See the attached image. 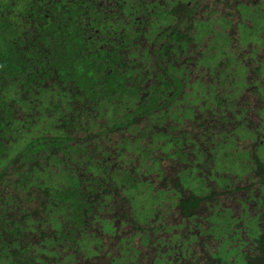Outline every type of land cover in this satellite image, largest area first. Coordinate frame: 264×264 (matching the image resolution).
<instances>
[{"label":"trees","instance_id":"16d2710c","mask_svg":"<svg viewBox=\"0 0 264 264\" xmlns=\"http://www.w3.org/2000/svg\"><path fill=\"white\" fill-rule=\"evenodd\" d=\"M162 1L0 0V264H264L262 212L234 217L227 173L221 191L208 181L234 138L262 141L264 107L251 120L233 96L264 105V63L235 66L237 89L217 92L226 64L193 60L172 22L183 10L192 25L195 7ZM168 116L188 129L149 132ZM162 140L186 168H162Z\"/></svg>","mask_w":264,"mask_h":264},{"label":"rangeland","instance_id":"374dc122","mask_svg":"<svg viewBox=\"0 0 264 264\" xmlns=\"http://www.w3.org/2000/svg\"><path fill=\"white\" fill-rule=\"evenodd\" d=\"M254 24V23H253ZM214 29H216L217 31H219L220 34H222L221 31H224L222 29V26L221 28L215 24L213 26ZM244 29V28H243ZM260 24L259 23H255L254 26H253V29H252V33L255 32L256 30H260ZM225 33V32H224ZM226 34V38L228 39V44L223 48V49H219L217 48L215 51L213 52H216L217 55L220 57V54L222 55H225L224 58L227 57L228 54H230L231 52H233L234 56H235V60L236 59H240L239 61L241 63H248L250 61V57H249V54L248 55H245V53L248 51V48L247 47H244L242 44L239 45L240 47V54H238V51H239V47L236 46L237 42H236V32L234 31L233 33L230 34L229 36V33H225ZM233 37V38H232ZM249 38V37H248ZM248 38H246V41L248 40ZM209 37H206L204 38V42H206V40H208ZM221 45H225L224 43L220 42ZM219 44V43H218ZM219 45V46H221ZM217 46V47H219ZM247 46V45H246ZM253 47H257L256 45H252ZM238 49V50H237ZM257 49H259L257 47ZM261 53V52H260ZM252 59V58H251ZM234 66L231 64L229 66H227V70H228V73L229 74H232L230 76V80H232L233 78H236L237 79V76L230 70H233ZM251 67H254L253 64L250 65V68ZM250 68H249V72L247 74H251V71H250ZM228 85H220L217 89V92H223V93H232L231 91L232 90H236V85L233 84V82H226ZM245 96V99H248V100H251V104L250 106H253V111L250 112V115L248 114V117L252 120V119H257V116H255V111H256V107H260L262 106L263 104L259 103L257 104L254 100L253 97L251 96H247V94L245 93L244 94ZM193 95H188L184 102L181 100V98H177L175 101H172L171 104H170V109L173 111V112H177V109H184V107H187L188 105V100L190 98H192ZM237 99H238V96H237ZM256 101H258L256 99ZM206 99L205 100H200L198 101L196 104L192 105L197 112H199V109L198 107H204V105H206ZM238 103H241V102H238ZM260 105V106H259ZM173 115H175V113H172ZM195 115V114H194ZM194 117H197L194 116ZM164 120H161L159 121L157 124L153 125V124H150L149 125V128L152 129V131H149V132H157L158 130H161L162 132H165L167 131V133H169V135H171V138L173 139L175 137V133L173 131H169L168 132V126L172 125L174 126V123H176L178 126V128L176 130H186L188 129L187 128V120H189L188 118H183L182 121L184 123V126L180 125L177 123L178 120H175V118H172L171 116H168V117H164L163 118ZM102 122V121H100ZM99 122V123H100ZM141 126V125H140ZM143 126V125H142ZM91 127V126H89ZM188 127H190L188 125ZM251 128V127H250ZM262 129V127H260ZM251 130H254L253 128H251ZM261 135H262V141L261 140H251V139H248L247 141L243 140V141H240L239 142L237 141V138H234L235 140V143L236 146H237V149L235 150V155H233L231 158V161H228V164L227 167L223 170L221 167L223 165H225L226 161L225 160H222V158H220L219 156L217 157L216 159V164H211L210 165V170H211V174H210V177L208 178V181L209 183H214L215 185V188L216 190L218 191H221V185L219 183V177L218 175H221V176H224L226 173V175H228V179H229V186H230V189H234V188H237V187H243V185H252V184H249L250 181H251V178L255 177V185H252V187L254 188L250 193H248L247 195H243V192L244 191H240V192H237V193H230L224 197L222 199V202H220L222 204V208L227 206L228 207V210L229 211H233L234 213V217L238 218L240 215H242V220L243 221H249L257 212H262V215H261V222L264 224V183H261V182H258L260 181V177H263V181H264V127L261 131ZM111 139H113V137H111ZM174 140V139H173ZM237 141V142H236ZM163 143H166L165 144V148H163V150H161L160 154H164V153H167V154H171L169 155V157L167 156H164L163 158H160L161 159V163H162V168L165 169L166 172L170 171V172H173L175 169H179L180 168V165H183L185 168L187 167L186 165L180 163L178 161V158L172 156V153H173V150L174 149H177L179 150L180 146L179 144H175L174 142L171 141H168V142H164V140H162ZM170 142V144H169ZM218 143H222V141L219 139L218 140ZM190 146V145H188ZM187 146V149H189L190 147ZM259 148V152L257 154V156L260 158L258 161L260 163H263V168H259L257 166V163L256 161L253 159V157H251V155L253 154V152L255 151L256 148ZM245 148H247L245 150ZM242 151H248V155H250V158L247 160L245 159H238L237 156H236V153H240ZM155 152H157L155 150ZM157 156H159V153L157 152L156 153ZM207 157V156H206ZM192 158V156H191ZM233 164V165H232ZM247 167L250 168V173H247ZM221 170H223V172H221ZM245 174L244 176L242 174ZM260 173V176L258 177L257 174ZM225 175V176H226ZM220 187H219V186ZM215 190V191H216ZM223 191V189H222ZM20 195H25V197L28 196V192H21L20 191ZM140 193V192H139ZM231 194V195H230ZM247 197H250V198H247ZM140 198V197H139ZM209 201H207V206H210L212 204L211 203H208ZM203 205V204H202ZM202 207H205L204 205ZM207 209H205L206 211V214H209L211 211H207ZM242 220L239 221L238 225L242 224ZM204 224L205 225H208V223H206L204 221ZM246 239V237H244V240ZM212 262H210L211 264ZM205 264V263H204ZM209 264V263H208Z\"/></svg>","mask_w":264,"mask_h":264},{"label":"flooded vegetation","instance_id":"af4514ba","mask_svg":"<svg viewBox=\"0 0 264 264\" xmlns=\"http://www.w3.org/2000/svg\"><path fill=\"white\" fill-rule=\"evenodd\" d=\"M170 1L174 2V8H177L178 6L183 5L185 9L190 10L192 7H195V11L192 12L194 16V20L191 21L192 25L185 23L186 14H183L184 13L183 10L180 11L181 13L180 16L177 15L175 12L173 14L174 17L172 19V22L175 25V27L178 28L179 33L186 34L188 36L189 40L185 39V41L187 40L188 42V46H187L188 51L189 52H191V50L194 51L190 53L191 54L190 57L193 60H196L198 58H202L203 60L209 59L213 65L216 64L214 66L218 69H223L224 66H221V63H225L226 66H229L232 64L234 66L232 69H234L235 66L238 68H240V66H245L246 63H241L239 61L240 59L235 60V56L233 52L228 54L226 58H224L225 55L220 54V57H219L216 52H213L217 48L223 49L228 44V42L227 44H225V38H226L225 33H229V36H230V34L235 31L236 36L239 37V42H238L239 45L242 44L244 47H247L248 49L255 48L257 50L258 55L255 57H253V55L249 53L250 61L247 63L248 66H250L251 64H253L254 67L257 66L255 60H257V58L259 59L261 50H264V39H261V34L264 33V14L261 13L259 9V5L253 3V0H247L245 7L241 8L239 14L231 10L232 8L231 0H227V3H226V0H170ZM158 4L166 5V3L162 0H159ZM237 20H238V23H233L234 21H237ZM254 22L255 23L258 22L260 26H263V28H261L260 30H256L253 33L254 35H256V37L252 39H248L247 41L246 39H241L243 38L242 36H245L249 32L252 31ZM197 23H199V25L197 27H194L196 26ZM215 24H217L220 28L222 26V29L224 30V31H221L222 34H220L219 31L213 28ZM187 26H191L192 27L191 30L185 31L184 27H187ZM206 37H209V39L206 40V42H204L203 40ZM193 42H195V45L193 44ZM220 42L224 43L225 45L222 46ZM252 45H256L259 49H257V47H253ZM238 49H239L238 54H240L241 52L240 47ZM228 58L231 59V62L229 63L226 62ZM231 75L232 74L225 73L226 78L224 79V82L218 85V87L220 85H228L226 83L228 81L233 82L234 79L236 78H233L232 80H230ZM235 75L237 76L238 73H236ZM237 79H238V76H237ZM226 94H229V93L226 92ZM233 97H234V101L236 99L239 102H241L242 105L245 101L248 102L249 105L251 104L250 103L251 100L245 99V97L242 95H239L238 99L236 98L237 96H233ZM175 100H171L169 105L171 104L172 101H175ZM242 175L244 176L245 174H242ZM252 181L253 180H251L249 184H252ZM245 186L248 187V185H245ZM250 187L252 186L250 185ZM235 189L236 188L233 189L234 192H232V194L237 193ZM243 189L245 190V192H243V195L245 197V195L250 193L254 188L252 187L251 191L246 190V188H243ZM247 198H250V197H247Z\"/></svg>","mask_w":264,"mask_h":264},{"label":"snow or ice","instance_id":"6c2138e0","mask_svg":"<svg viewBox=\"0 0 264 264\" xmlns=\"http://www.w3.org/2000/svg\"><path fill=\"white\" fill-rule=\"evenodd\" d=\"M226 3H227V0H226ZM231 3H232L231 10L233 12H236L237 14H239L241 8L245 7L247 0H231ZM253 3L259 5V9H260L261 13L264 14V0H253ZM233 23H238V20L234 21ZM261 39H264V33L261 34ZM236 40H237L236 46L239 47V43H238L239 37L238 36L236 37ZM251 52H252V49L249 48L248 51L245 53V55H248ZM259 59L261 62H264V50H261V54L259 56ZM262 107H264V105H262ZM134 160H135L134 157L130 158V162H132ZM136 163H138V161H136ZM0 167H2V165H0Z\"/></svg>","mask_w":264,"mask_h":264}]
</instances>
